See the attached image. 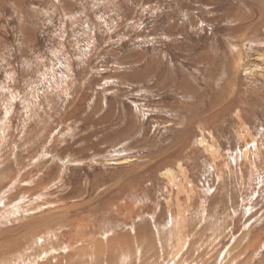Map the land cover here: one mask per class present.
Wrapping results in <instances>:
<instances>
[{"label": "rangeland", "instance_id": "rangeland-1", "mask_svg": "<svg viewBox=\"0 0 264 264\" xmlns=\"http://www.w3.org/2000/svg\"><path fill=\"white\" fill-rule=\"evenodd\" d=\"M171 263L264 264V0H0V264Z\"/></svg>", "mask_w": 264, "mask_h": 264}, {"label": "bare ground", "instance_id": "bare-ground-1", "mask_svg": "<svg viewBox=\"0 0 264 264\" xmlns=\"http://www.w3.org/2000/svg\"><path fill=\"white\" fill-rule=\"evenodd\" d=\"M208 147H209V146H208ZM209 148H210V147H209ZM209 148H208V149H209ZM211 148L213 149V146H211ZM213 151H215V150H212V152H213ZM165 174L170 175L169 172H167V173H165ZM173 177H174V176H173ZM69 247H70V246H69ZM87 249H89V248H87ZM87 249H86V250H87ZM63 250H64V249H63ZM115 252H116V251H115ZM82 253H83V252H82ZM89 253H90V252H89ZM89 253H88V254H89ZM78 256H79V255H78ZM72 258H73V257H72ZM90 258H91V257H90ZM89 260H90V259H89ZM11 262H12V261H11ZM171 264H172V263H171Z\"/></svg>", "mask_w": 264, "mask_h": 264}]
</instances>
